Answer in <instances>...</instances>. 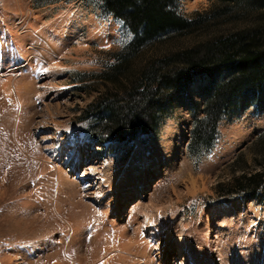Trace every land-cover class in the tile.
<instances>
[{"label": "rangeland", "instance_id": "obj_1", "mask_svg": "<svg viewBox=\"0 0 264 264\" xmlns=\"http://www.w3.org/2000/svg\"><path fill=\"white\" fill-rule=\"evenodd\" d=\"M173 5L209 15L210 31L249 18L213 15L218 0ZM133 37L100 0H0V264H264V192L216 193L263 168L264 85L209 147H190L206 96L197 78L150 132L115 143L88 106L109 87L95 74Z\"/></svg>", "mask_w": 264, "mask_h": 264}, {"label": "trees", "instance_id": "obj_2", "mask_svg": "<svg viewBox=\"0 0 264 264\" xmlns=\"http://www.w3.org/2000/svg\"><path fill=\"white\" fill-rule=\"evenodd\" d=\"M100 1L104 11L120 19L134 34L116 54L117 63L95 74L109 87L88 106L93 126L108 131L113 142L128 143L150 132L195 78L205 82L202 91L206 96L203 116L193 122L192 150L213 144L219 121L234 107L255 102L257 91L264 85V0H218L220 7L213 15L237 17L236 13L242 12L249 14V22L213 31L208 28L209 15L186 18L174 9L175 0ZM197 29L204 31L203 36L191 44L157 45L170 36ZM222 73L225 77L217 78ZM260 136L259 141L264 140V134ZM253 149L264 157V146ZM240 160L236 157L232 164ZM262 166L256 172L243 167L238 175L221 183L216 193L224 197L262 195Z\"/></svg>", "mask_w": 264, "mask_h": 264}, {"label": "bare ground", "instance_id": "obj_3", "mask_svg": "<svg viewBox=\"0 0 264 264\" xmlns=\"http://www.w3.org/2000/svg\"><path fill=\"white\" fill-rule=\"evenodd\" d=\"M104 184H105V183H104ZM145 223H146V222H145ZM180 243L184 246V249L186 250V244L183 242V240L180 241ZM161 256H162L163 259L166 257V252H165V250L162 251Z\"/></svg>", "mask_w": 264, "mask_h": 264}]
</instances>
